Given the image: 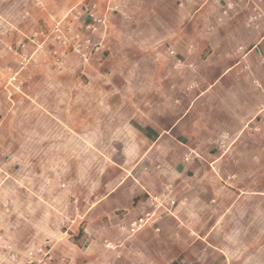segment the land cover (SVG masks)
<instances>
[{"label": "rangeland", "instance_id": "1", "mask_svg": "<svg viewBox=\"0 0 264 264\" xmlns=\"http://www.w3.org/2000/svg\"><path fill=\"white\" fill-rule=\"evenodd\" d=\"M227 1L235 0L188 1L185 10L203 7L225 24L233 15L222 14ZM85 6L105 19L92 37L102 49L88 61L69 52L59 67L52 36L38 34L34 48H21L17 29L48 34L61 23L66 34L86 35L88 19L76 16ZM163 7V0H0V175H10L0 193V264H44L29 262L40 248L51 251L47 264H162L153 246L131 244L129 220L116 226L113 219L128 206L135 174L147 172L149 143L134 128L147 102L131 91L146 86L138 77L152 67L137 64L127 43L153 41L175 26L177 16ZM130 73L133 82L118 77ZM89 208L90 220L81 219ZM82 229L92 242L72 241ZM255 244L264 251V242ZM236 262L264 264V253L241 252Z\"/></svg>", "mask_w": 264, "mask_h": 264}, {"label": "crops", "instance_id": "2", "mask_svg": "<svg viewBox=\"0 0 264 264\" xmlns=\"http://www.w3.org/2000/svg\"><path fill=\"white\" fill-rule=\"evenodd\" d=\"M170 1L163 0V8L177 16L175 26L159 29L153 41L127 43L140 56L137 64L152 67V75L138 77L146 86L131 91L147 102L134 119L149 143L147 172L135 174L128 206L113 224L131 225L152 212L158 198L163 207L129 237L132 245L153 246L162 264H242L236 262L241 252L247 258L264 253L255 244L264 242V20L245 27L244 4L218 24L203 7L186 12L194 0H177V7ZM17 32L22 49L38 44L34 35ZM9 178L0 175V193ZM91 209L80 218L89 221ZM73 232V242L93 241L85 229Z\"/></svg>", "mask_w": 264, "mask_h": 264}, {"label": "built area", "instance_id": "3", "mask_svg": "<svg viewBox=\"0 0 264 264\" xmlns=\"http://www.w3.org/2000/svg\"><path fill=\"white\" fill-rule=\"evenodd\" d=\"M244 4L248 7L249 11L245 19V25L247 28L255 29L264 20V7L261 0L227 1L222 14L223 16H230L231 14L238 12V8ZM76 16L80 18L85 16L88 19V22L86 20L83 23V29L86 35L81 33L66 34V32L63 31L61 23H57L48 34L41 32L35 33L34 35L35 37L39 34L43 36L45 40H48L50 36H52L53 39L60 45L61 49H55L53 51L54 55L56 56L57 65L59 67L62 65V58L66 57L69 52L73 53L83 61H88L93 54L99 52L102 49V41L96 42L92 37L100 27L105 25V19L96 15L89 6H85L83 11H78ZM173 53L174 52L171 51V54ZM179 65L180 62L177 63V66ZM172 204H174V202H172ZM152 205L154 209L152 212L146 213L144 216L138 218L130 225L129 233L131 235H134L148 223L154 221L155 211L163 207V202L161 199L154 198ZM166 212H168V210H166ZM50 252V250L40 248L37 251L40 257L39 260L36 261L34 258V253L32 252L29 255V262L44 264L50 263L52 261V255Z\"/></svg>", "mask_w": 264, "mask_h": 264}]
</instances>
